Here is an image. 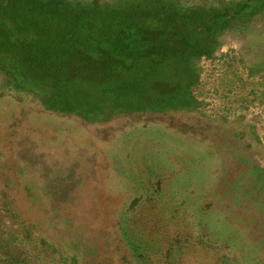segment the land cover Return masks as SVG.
Instances as JSON below:
<instances>
[{
	"label": "rangeland",
	"instance_id": "374dc122",
	"mask_svg": "<svg viewBox=\"0 0 264 264\" xmlns=\"http://www.w3.org/2000/svg\"><path fill=\"white\" fill-rule=\"evenodd\" d=\"M222 42L177 66L176 109L89 121L6 90L0 264H264V13Z\"/></svg>",
	"mask_w": 264,
	"mask_h": 264
},
{
	"label": "trees",
	"instance_id": "16d2710c",
	"mask_svg": "<svg viewBox=\"0 0 264 264\" xmlns=\"http://www.w3.org/2000/svg\"><path fill=\"white\" fill-rule=\"evenodd\" d=\"M263 13L264 0H0V81L11 84L0 96L33 93L89 121L176 109L192 103L194 81L177 66L211 56L224 33ZM172 69L181 80L161 89Z\"/></svg>",
	"mask_w": 264,
	"mask_h": 264
}]
</instances>
